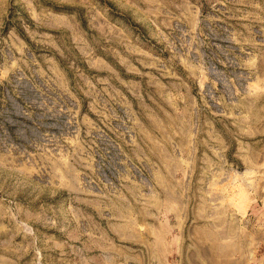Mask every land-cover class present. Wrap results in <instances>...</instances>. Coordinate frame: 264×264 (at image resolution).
Returning a JSON list of instances; mask_svg holds the SVG:
<instances>
[{"label": "rangeland", "instance_id": "374dc122", "mask_svg": "<svg viewBox=\"0 0 264 264\" xmlns=\"http://www.w3.org/2000/svg\"><path fill=\"white\" fill-rule=\"evenodd\" d=\"M0 264H264V0H0Z\"/></svg>", "mask_w": 264, "mask_h": 264}]
</instances>
